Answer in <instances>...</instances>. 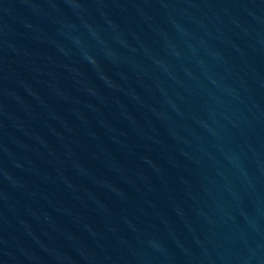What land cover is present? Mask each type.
<instances>
[{"label": "water", "instance_id": "obj_1", "mask_svg": "<svg viewBox=\"0 0 264 264\" xmlns=\"http://www.w3.org/2000/svg\"><path fill=\"white\" fill-rule=\"evenodd\" d=\"M0 264H264V0H0Z\"/></svg>", "mask_w": 264, "mask_h": 264}]
</instances>
